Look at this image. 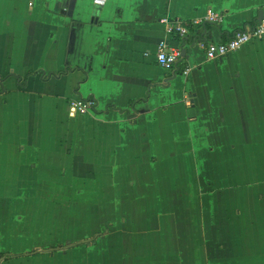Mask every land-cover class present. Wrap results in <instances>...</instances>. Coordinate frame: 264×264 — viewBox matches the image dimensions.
Returning a JSON list of instances; mask_svg holds the SVG:
<instances>
[{"label": "crops", "instance_id": "0c3cea01", "mask_svg": "<svg viewBox=\"0 0 264 264\" xmlns=\"http://www.w3.org/2000/svg\"><path fill=\"white\" fill-rule=\"evenodd\" d=\"M210 9L222 21L185 42L162 22ZM260 12L264 0H0V256H19L0 264H264V41L217 60L199 46ZM161 42L186 51L176 71L158 64ZM86 185L109 198L87 201Z\"/></svg>", "mask_w": 264, "mask_h": 264}, {"label": "built area", "instance_id": "2783aa9c", "mask_svg": "<svg viewBox=\"0 0 264 264\" xmlns=\"http://www.w3.org/2000/svg\"><path fill=\"white\" fill-rule=\"evenodd\" d=\"M33 1V0H32ZM108 0H94V5L102 8L106 6ZM222 21V16L210 9L202 21L187 22L183 20L169 21L163 19L162 22L167 26L168 34L186 40L191 28L198 24H219ZM253 41H264V14L263 18L255 24L246 25L236 31L232 32L225 42H199V46L204 49L208 60L224 59L232 53L239 51L245 45ZM181 50L170 48L166 42H161L157 51V62L166 70L176 71L181 56ZM189 69L183 71L188 74ZM95 101L93 98L89 99H75L70 101L68 107L69 117L74 118L78 115L86 114L95 108Z\"/></svg>", "mask_w": 264, "mask_h": 264}, {"label": "rangeland", "instance_id": "374dc122", "mask_svg": "<svg viewBox=\"0 0 264 264\" xmlns=\"http://www.w3.org/2000/svg\"><path fill=\"white\" fill-rule=\"evenodd\" d=\"M21 126H23V125H21ZM26 131H23V133H25ZM24 136H26V133L25 134H23ZM15 137H17V136H15ZM86 187V189H82V194L81 195H83L84 196V198L85 199H87V201H88V199L90 198V200L92 201V202H96V196L97 197H102L103 199L102 200H107L108 198H109V196H107V195H101V194H99V192L97 191V189H92L91 188V186L89 187L88 185H86L85 186ZM102 191H111V189H102ZM76 195H79V194H76ZM80 196V195H79ZM96 204H97V202H96ZM91 205V204H90ZM74 213H76V211H78V212H82V206H81V204L80 203H78L77 205H75L74 206ZM96 213L97 212H94L93 211V206L91 205V216H93L92 218H91V221H92V223H94L95 224V220L97 219L95 216H96ZM91 221H90V223H91ZM97 224V223H96ZM166 229H167V227H165ZM134 237H138L136 234L134 235ZM93 238V237H92ZM97 237H94L93 239H96ZM93 239H91L90 241H89V243H92V240Z\"/></svg>", "mask_w": 264, "mask_h": 264}, {"label": "trees", "instance_id": "16d2710c", "mask_svg": "<svg viewBox=\"0 0 264 264\" xmlns=\"http://www.w3.org/2000/svg\"><path fill=\"white\" fill-rule=\"evenodd\" d=\"M185 41H186V40H184V42H185ZM71 70H73V69H71L70 67H68V68L66 69V71L63 72V73H61V74H59L58 77L61 76V75H63V74H66L67 72H69V71H71ZM181 70H182V69H181ZM41 75H42V77H44V78L46 79L44 73H41ZM0 81H3V78H2ZM3 92H5V91H3ZM0 93H1V92H0ZM119 111L122 112L123 110H119ZM94 241H95V239L92 240V242H94ZM53 250H56V249H53ZM37 253H38V252H33V253H31V254H28L27 256L35 255V254H37ZM15 257H19V256H14V255H11V254H4V255H1V256H0V260H6V259H8V258H15Z\"/></svg>", "mask_w": 264, "mask_h": 264}, {"label": "water", "instance_id": "95a60500", "mask_svg": "<svg viewBox=\"0 0 264 264\" xmlns=\"http://www.w3.org/2000/svg\"><path fill=\"white\" fill-rule=\"evenodd\" d=\"M99 8V7H98ZM97 15H98V13H97ZM263 18V12H260V14H259V20H261ZM185 55H186V51H183L182 53H181V56L182 57H185Z\"/></svg>", "mask_w": 264, "mask_h": 264}]
</instances>
